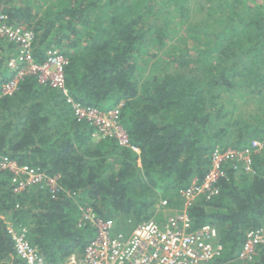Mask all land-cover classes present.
<instances>
[{
  "label": "trees",
  "instance_id": "16d2710c",
  "mask_svg": "<svg viewBox=\"0 0 264 264\" xmlns=\"http://www.w3.org/2000/svg\"><path fill=\"white\" fill-rule=\"evenodd\" d=\"M0 14L35 33L37 61L52 46L68 57L66 86L76 100L100 110L123 101L129 136V145L96 138L62 90L33 74L1 96L0 154L59 175L64 190L17 194L10 173L0 172V264H25L8 221L26 226L45 259L58 261L96 235L79 204L128 233L152 219L162 198L174 207L171 192L182 205L180 189L204 178L216 146L254 140L263 147L252 169L228 161L219 194L197 197L188 212L194 228L217 227L223 252L214 264H264V241L240 257L247 233L264 228V0H0ZM17 53L0 35V88Z\"/></svg>",
  "mask_w": 264,
  "mask_h": 264
},
{
  "label": "built area",
  "instance_id": "2783aa9c",
  "mask_svg": "<svg viewBox=\"0 0 264 264\" xmlns=\"http://www.w3.org/2000/svg\"><path fill=\"white\" fill-rule=\"evenodd\" d=\"M0 35L18 48V53L8 58L7 65L13 72L2 83L0 97L13 94L20 80L33 74L40 83L62 90L75 117L92 124L98 138L113 136L121 145H129L128 133L120 123L122 104L100 110L85 105L70 94L65 78L69 60L61 50L56 47L46 49L45 58L37 61L34 56L35 33L21 25H10L5 14H0ZM259 147H263L260 140L241 148L216 146L211 152V165L204 178L200 181L194 179L180 189L184 200L182 205L166 219L152 218L128 233L117 226L116 219L96 217L89 203L79 204L82 222H89L96 235L83 251L75 250L58 261L45 259L38 247L31 243L26 226L8 221L14 252L25 264H214L223 252L219 231L211 222L194 228L189 207L199 196L209 199L219 194L220 180L227 175L224 166L228 161L242 162L244 169L250 171L252 153ZM3 170L10 173L12 191L17 194L35 187L55 198L61 189L64 190L59 184V175H51L39 166L20 163L9 154H0V172ZM167 205L168 200L164 199L159 208ZM263 241L264 228L250 230L240 257L251 258L257 244Z\"/></svg>",
  "mask_w": 264,
  "mask_h": 264
},
{
  "label": "rangeland",
  "instance_id": "374dc122",
  "mask_svg": "<svg viewBox=\"0 0 264 264\" xmlns=\"http://www.w3.org/2000/svg\"><path fill=\"white\" fill-rule=\"evenodd\" d=\"M193 2H195V0H193ZM179 20V19H178ZM185 21H181V22H179V31H181L182 29H181V25L184 23ZM53 48H54V46H52ZM59 49V48H58ZM60 50V49H59ZM123 103V101H120L115 107H117V106H120L121 104ZM242 103V100L241 101H237V104H236V106H240V104ZM237 110L239 111V109L237 108ZM94 135H95V137L97 138V135H96V133H94ZM170 197H171V199L174 201V202H176V205L173 207V206H171V207H165V206H162V213H160L159 211H158V209H160L159 207H158V209L155 211V215L152 217V218H154V217H157V216H162V218H165V217H167L168 215H170L171 213H172V211L175 209V208H178V207H176L177 206V204H179V201L181 200L180 198H178L176 195H175V193L173 192H171L170 193ZM163 200H164V198H162ZM88 203V202H87ZM157 205H161V202H159ZM122 223H123V221H122V219L120 220ZM129 223H131L132 225H134V223L136 222L135 220H132L131 218H130V220L128 221ZM121 224V223H120Z\"/></svg>",
  "mask_w": 264,
  "mask_h": 264
},
{
  "label": "crops",
  "instance_id": "0c3cea01",
  "mask_svg": "<svg viewBox=\"0 0 264 264\" xmlns=\"http://www.w3.org/2000/svg\"><path fill=\"white\" fill-rule=\"evenodd\" d=\"M70 108H71V106H70ZM71 110H72V108H71ZM5 219H6V217H5ZM91 241V240H90Z\"/></svg>",
  "mask_w": 264,
  "mask_h": 264
}]
</instances>
